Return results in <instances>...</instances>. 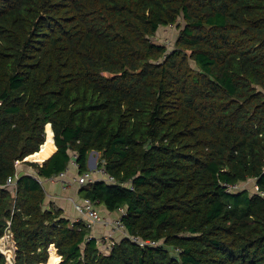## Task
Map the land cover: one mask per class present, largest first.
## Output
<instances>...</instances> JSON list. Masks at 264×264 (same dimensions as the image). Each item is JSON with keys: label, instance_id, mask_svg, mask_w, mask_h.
Returning <instances> with one entry per match:
<instances>
[{"label": "trees", "instance_id": "trees-1", "mask_svg": "<svg viewBox=\"0 0 264 264\" xmlns=\"http://www.w3.org/2000/svg\"><path fill=\"white\" fill-rule=\"evenodd\" d=\"M94 150L116 183L82 197L158 245L103 252L46 207ZM6 239L15 264H264V0H0V264Z\"/></svg>", "mask_w": 264, "mask_h": 264}, {"label": "crops", "instance_id": "crops-1", "mask_svg": "<svg viewBox=\"0 0 264 264\" xmlns=\"http://www.w3.org/2000/svg\"><path fill=\"white\" fill-rule=\"evenodd\" d=\"M53 138H54V134H53ZM54 145L56 146L55 142H54ZM91 154H92V157L89 160L88 168H93L94 167L93 165L97 163L98 159L101 156L100 151L94 150L91 152ZM95 154H98L99 157L96 158ZM47 158H44L42 161H37V162L42 163ZM26 160L34 161L28 158H26L25 161ZM25 161L19 162L17 164L18 174L20 175L24 173L35 174V171L33 170V168L29 166L27 163H25ZM78 174L79 172H78L77 164L75 160H72L69 165V168L67 169V171H65L64 180L66 182V188L64 187L63 178L59 177V175L51 177V178L41 179L43 186L45 188V191H46V196H47V200L45 201L46 207H50L51 205H54L57 208H61L63 210V215L72 221L81 220V215L75 209L73 203H71L68 199V197L70 198V196L74 198H78L80 200H82L83 198L82 195L80 194L81 185L75 181V178L77 177ZM97 207L100 210V213L108 219L116 218L118 216V213H120L119 211L111 212L107 210V208L104 205H97ZM91 233L96 238H100L102 235L105 234V235H109L113 241H118L122 239V233L119 230H114L111 228V226H104L102 224L95 225V228L91 230ZM105 248H106V245L101 246V249L103 250V252L108 251Z\"/></svg>", "mask_w": 264, "mask_h": 264}, {"label": "built area", "instance_id": "built-area-1", "mask_svg": "<svg viewBox=\"0 0 264 264\" xmlns=\"http://www.w3.org/2000/svg\"><path fill=\"white\" fill-rule=\"evenodd\" d=\"M93 166H94L93 168H90L84 173H79L77 177L75 178V181L81 186L89 182H94L98 180L107 181L109 183H116V178L113 175L108 173L105 166H99L97 163L94 164ZM59 177L63 178L64 187L66 188V182L64 180L65 172L60 173ZM7 184L14 186L15 181L10 177L8 178ZM238 187L239 186L234 185L231 187V189H236ZM71 200L73 202L75 209L81 215V219L84 220L91 229H94L95 225L97 224H102L104 226H111L112 229L119 230L124 237L129 238L131 241L137 243L140 247H143V248L148 247V246H156L160 243L157 240L143 239L139 235L130 234L127 231L122 221V215L125 213L124 208L120 209V216L113 218V219H108L100 213V210L98 209L97 204L90 197H83L82 200L71 197ZM92 237H95V236L91 234L89 238H92ZM97 239H98L99 245L101 246L106 245V248H105L106 250H110L115 243V241H113L109 235H105V234ZM5 242H7V245H8L6 249L14 250L13 243L10 240L6 239ZM7 259H8L9 264H15L14 263V253H13V257L11 260H9L8 256H7Z\"/></svg>", "mask_w": 264, "mask_h": 264}, {"label": "rangeland", "instance_id": "rangeland-1", "mask_svg": "<svg viewBox=\"0 0 264 264\" xmlns=\"http://www.w3.org/2000/svg\"><path fill=\"white\" fill-rule=\"evenodd\" d=\"M178 33H179L178 26L161 27L158 30V32L155 34V36H154L153 39L156 42L167 44V46L169 48H172V47L175 46V41L177 39ZM91 157H92V154L89 155V160L91 159ZM95 157L98 158L99 155L98 154H95ZM89 160H88V166H89ZM21 162H23V161H21ZM241 186H242V188H248L251 193L256 190V185H255V182H254L253 179L248 180V181H246L244 183H241ZM68 199H69V201L71 203H73L72 200H71V196H70V198L68 197ZM76 199H78V198H76ZM118 216H120V213H118ZM2 246H3V250L5 251V253L7 254V256L9 257V260H11L12 257H13L14 250H6V248L8 246L7 245V242H4V244Z\"/></svg>", "mask_w": 264, "mask_h": 264}, {"label": "bare ground", "instance_id": "bare-ground-1", "mask_svg": "<svg viewBox=\"0 0 264 264\" xmlns=\"http://www.w3.org/2000/svg\"><path fill=\"white\" fill-rule=\"evenodd\" d=\"M7 250H9V249H7Z\"/></svg>", "mask_w": 264, "mask_h": 264}]
</instances>
